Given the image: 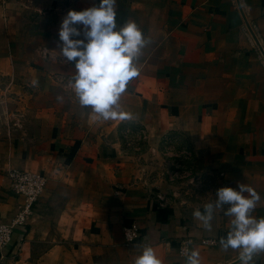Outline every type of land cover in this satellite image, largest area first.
<instances>
[{
	"label": "crops",
	"instance_id": "1",
	"mask_svg": "<svg viewBox=\"0 0 264 264\" xmlns=\"http://www.w3.org/2000/svg\"><path fill=\"white\" fill-rule=\"evenodd\" d=\"M93 3L99 0H0V74L23 70L43 86L60 88L63 97L41 123L40 144L16 149L0 169L46 177L24 225L13 228L0 252V264H134L144 246L153 247L162 264H185L177 253L184 238L200 264L232 262L239 250L224 251L219 243L232 218L217 210L208 231L193 216L203 207L180 210L132 185L118 127L135 124L151 138L183 135L202 169L215 175L217 189L253 187L261 201L252 215L264 217V58L235 0H116L118 27L133 20L152 41L120 100L133 115L126 121L102 120L66 89L75 69L59 53L58 30L70 9ZM239 3L264 50V0ZM19 202L0 171V219L13 217ZM124 225L137 228L134 243L124 242ZM254 264H264V253Z\"/></svg>",
	"mask_w": 264,
	"mask_h": 264
},
{
	"label": "clouds",
	"instance_id": "2",
	"mask_svg": "<svg viewBox=\"0 0 264 264\" xmlns=\"http://www.w3.org/2000/svg\"><path fill=\"white\" fill-rule=\"evenodd\" d=\"M58 37L60 55L75 69L68 83L79 105L91 108L104 121L132 120L120 100L129 82L139 76L143 50L152 42L138 24L129 20L118 27L116 0H99L81 11L70 9L62 18ZM57 100L62 102L63 97L57 96ZM260 201L259 193L245 183L220 187L215 199L195 210L193 216L211 231L214 214L224 210L232 219L227 235L219 241L222 250H239L238 264H254V257L264 253V217L252 215ZM199 257V252L192 250L185 264H200ZM134 264L162 261L153 247L144 246Z\"/></svg>",
	"mask_w": 264,
	"mask_h": 264
},
{
	"label": "rangeland",
	"instance_id": "3",
	"mask_svg": "<svg viewBox=\"0 0 264 264\" xmlns=\"http://www.w3.org/2000/svg\"><path fill=\"white\" fill-rule=\"evenodd\" d=\"M22 72L19 76L0 74V169L3 163L14 159L16 149L24 151L28 146L32 149L40 144L36 139L43 128L41 123L50 117L60 89L43 86L40 79ZM27 104L31 105L29 111H25ZM118 130L127 161L132 164L128 166L132 185L180 210L186 206L203 207L215 195L218 184L215 175L202 169L200 159L183 135L151 138L144 127L130 123ZM10 169L19 168L0 171L7 176Z\"/></svg>",
	"mask_w": 264,
	"mask_h": 264
},
{
	"label": "built area",
	"instance_id": "4",
	"mask_svg": "<svg viewBox=\"0 0 264 264\" xmlns=\"http://www.w3.org/2000/svg\"><path fill=\"white\" fill-rule=\"evenodd\" d=\"M9 189L19 198L18 210L13 217L7 220L0 219V252L11 240L12 230L17 225H24L27 215L30 213L33 203L44 190L46 177L38 172L25 169H10L7 172ZM138 230L134 225H124L122 236L126 244L134 243L138 237ZM212 244L213 240H205ZM189 240L181 239L178 243L177 253L186 257L189 253Z\"/></svg>",
	"mask_w": 264,
	"mask_h": 264
},
{
	"label": "water",
	"instance_id": "5",
	"mask_svg": "<svg viewBox=\"0 0 264 264\" xmlns=\"http://www.w3.org/2000/svg\"><path fill=\"white\" fill-rule=\"evenodd\" d=\"M235 2H236L237 8H238V10H239V12H240V15H241V17H242V19H243V22H244V24H245V26H246V28H247L249 34H250L251 37L253 38V40H254V42H255L257 48H258L259 53H260V54L263 56V58H264V50H263L262 47L259 45V43H258V41H257V39H256V37H255V35H254V32L252 31L250 25L247 23L246 19L244 18V15H243L242 10H241V7H240L239 0H235ZM238 260H239V256H238L236 259H234L232 262L228 263V264H234V263H237Z\"/></svg>",
	"mask_w": 264,
	"mask_h": 264
}]
</instances>
